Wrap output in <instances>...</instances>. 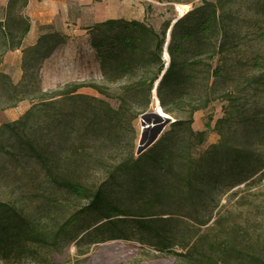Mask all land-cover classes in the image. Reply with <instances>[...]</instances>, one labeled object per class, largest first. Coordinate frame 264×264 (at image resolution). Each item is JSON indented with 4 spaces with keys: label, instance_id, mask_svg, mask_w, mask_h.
Instances as JSON below:
<instances>
[{
    "label": "trees",
    "instance_id": "trees-1",
    "mask_svg": "<svg viewBox=\"0 0 264 264\" xmlns=\"http://www.w3.org/2000/svg\"><path fill=\"white\" fill-rule=\"evenodd\" d=\"M157 2H145L139 19L107 18L87 27L99 77L72 82L42 97L46 106L61 112L56 116L58 154L42 160L44 175L68 200L83 204L64 224L45 230L14 205L0 201L1 259L13 253L39 261L38 249L46 242L62 238L68 243L83 232L82 240L94 235L100 240L134 237L156 247L166 245L163 216L183 214L208 221L224 190L256 174L254 145L264 139V109L256 105L260 92L264 95V0ZM27 3L3 4L0 59L22 47L30 29L24 14ZM175 4L189 9L177 18ZM48 37L40 34L30 48L40 59L54 50L48 43L41 47ZM156 82L161 110L174 121L141 154L131 146L125 156L109 161L133 120L150 110ZM84 88L92 93H82ZM15 90L13 85L11 93ZM216 101L222 103L223 115L212 129L219 139L205 145L212 119L195 129L193 117ZM249 102L251 108L242 112ZM80 127L91 144L83 156L85 148L76 142ZM4 128L15 131L11 124H2L0 130ZM263 168L261 164L258 169ZM55 205L64 206L60 201ZM76 225L68 233V227Z\"/></svg>",
    "mask_w": 264,
    "mask_h": 264
},
{
    "label": "rangeland",
    "instance_id": "rangeland-1",
    "mask_svg": "<svg viewBox=\"0 0 264 264\" xmlns=\"http://www.w3.org/2000/svg\"><path fill=\"white\" fill-rule=\"evenodd\" d=\"M4 2L0 0V15ZM145 2L159 4L157 0H28L24 14L31 27L22 47L0 59V127L6 123L15 128L0 130V201L14 205L20 215L34 220L36 227L57 228L83 204L68 200L44 175L42 160L58 154L54 153L55 133L60 126L56 116L61 112H55L53 105L46 106L42 97L72 82L97 79L98 63L86 28L107 18L139 19ZM188 9L185 4L174 6L176 16ZM42 33L49 37L41 47L48 43L54 50L40 59V54L30 48ZM260 46L264 49V41ZM13 85L16 90L11 93ZM81 92L92 93L88 88ZM256 102L263 110V93ZM221 106L216 101L194 114L195 129H203L212 119L205 145L219 139L212 126L223 115ZM250 108L251 103H246L242 112ZM140 132L139 116L122 134L117 150L105 158H122L131 146L136 149ZM85 133L80 127L76 134V142L81 141L85 148L80 151L82 156L91 150ZM252 162L256 174L224 190L208 221L183 214L163 216L169 236L166 245L156 247L134 237L100 240L94 235L91 240H82L83 232L68 243L62 238L53 244L46 242L38 249L39 261L31 255L11 253L0 258V264H264V176L260 177L264 168L258 169L264 165V139L255 143ZM57 201L64 206L56 207ZM82 222L80 219L76 224ZM70 227L67 231L72 234L77 225Z\"/></svg>",
    "mask_w": 264,
    "mask_h": 264
},
{
    "label": "water",
    "instance_id": "water-1",
    "mask_svg": "<svg viewBox=\"0 0 264 264\" xmlns=\"http://www.w3.org/2000/svg\"><path fill=\"white\" fill-rule=\"evenodd\" d=\"M181 15L182 14H179L177 18ZM173 22L171 23V25L173 24ZM169 29L167 31L166 43L164 45V52H163V56L167 61L165 67L168 64V54L166 51V45L168 40ZM156 85L157 82L155 83L154 89L152 91L153 102L151 103L150 110L140 115L141 132L135 152L136 155L141 154L143 151L149 148L158 139V137L161 135L165 127L169 123L174 121V119L171 116L162 112L161 107L159 105V101L155 96Z\"/></svg>",
    "mask_w": 264,
    "mask_h": 264
},
{
    "label": "bare ground",
    "instance_id": "bare-ground-1",
    "mask_svg": "<svg viewBox=\"0 0 264 264\" xmlns=\"http://www.w3.org/2000/svg\"><path fill=\"white\" fill-rule=\"evenodd\" d=\"M183 12H184V11H181V10H180V14H183Z\"/></svg>",
    "mask_w": 264,
    "mask_h": 264
},
{
    "label": "crops",
    "instance_id": "crops-1",
    "mask_svg": "<svg viewBox=\"0 0 264 264\" xmlns=\"http://www.w3.org/2000/svg\"><path fill=\"white\" fill-rule=\"evenodd\" d=\"M31 27V26H30Z\"/></svg>",
    "mask_w": 264,
    "mask_h": 264
}]
</instances>
